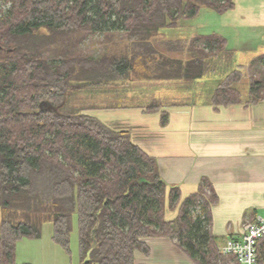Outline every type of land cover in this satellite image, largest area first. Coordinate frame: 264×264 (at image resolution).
Segmentation results:
<instances>
[{
  "label": "trees",
  "instance_id": "16d2710c",
  "mask_svg": "<svg viewBox=\"0 0 264 264\" xmlns=\"http://www.w3.org/2000/svg\"><path fill=\"white\" fill-rule=\"evenodd\" d=\"M201 8L224 14L234 0H0V264H16L17 243L39 239L46 222L52 241L70 255L74 214L80 264H136V252L150 253L144 239L154 237L170 239L196 264H238L219 252L210 231L217 196L209 181L181 201L179 189L167 190L156 160L129 132L83 113L93 104L73 102L75 91L93 92L129 77L159 80L161 70L187 80L201 77L203 58L225 52L224 38L159 37ZM94 36L104 44L121 36L125 50L100 58L73 54ZM162 44L173 52L186 48L195 58L160 66ZM244 76L231 72L212 102L241 104L234 86ZM248 96L247 106L264 101V77H249ZM42 102L56 111L43 112ZM70 102L74 111L66 112ZM160 109L152 104L146 111ZM167 118L162 112L161 123ZM166 207L178 210L172 221L165 220ZM258 245V264H264V239Z\"/></svg>",
  "mask_w": 264,
  "mask_h": 264
},
{
  "label": "crops",
  "instance_id": "0c3cea01",
  "mask_svg": "<svg viewBox=\"0 0 264 264\" xmlns=\"http://www.w3.org/2000/svg\"><path fill=\"white\" fill-rule=\"evenodd\" d=\"M259 3L263 5L264 0ZM239 26L213 27L212 22L208 32L192 35L189 40L218 35L227 44L225 52L203 58L206 72L199 78L172 77L161 70L159 80L138 81L129 77L130 80L100 84L93 92H79L89 95L90 102L86 103L94 106L85 114L112 129L129 132L132 142L156 160L167 190L171 186L179 189L181 201L196 192L203 179L210 182L217 196L211 208L210 231L218 247L230 238H239L246 221L264 218V101L247 106L249 91L244 95L238 89L249 78L247 64L258 54L233 64L238 48L226 32ZM159 37L163 39L162 32ZM160 50V66H171V60L186 63L195 58L179 56L163 44ZM233 71L245 75L234 86L242 103L216 106L212 102L214 92ZM85 101L79 98V102ZM152 104H159L160 111L147 112ZM162 112L168 117L165 124L161 123ZM177 214V209L171 211L166 207L165 220L172 221ZM42 242V234L39 239L18 242L16 264H71L51 245L52 248H37ZM144 242L150 253L136 252V264H196L168 238H147ZM257 250L260 256L259 245Z\"/></svg>",
  "mask_w": 264,
  "mask_h": 264
},
{
  "label": "rangeland",
  "instance_id": "374dc122",
  "mask_svg": "<svg viewBox=\"0 0 264 264\" xmlns=\"http://www.w3.org/2000/svg\"><path fill=\"white\" fill-rule=\"evenodd\" d=\"M259 2L260 0H235L234 7L236 5V8H233L235 12L232 13V9L224 14H217L212 10L203 8L199 11L196 17L180 21L177 28L163 30V39L167 41H187L198 31L208 32V28L212 25V22L213 27H221L226 24L234 27L240 24L237 30L234 31L235 28H233L231 31L226 32V34L230 37L232 44H235L238 48L237 56L235 57L233 64L238 65L240 64V61L245 58L247 61L251 60L254 53L255 55L258 54L251 62H249L250 64H247L248 66L246 70L248 73L247 76H252L256 80H261L264 77V59L263 61H258L257 58H261L262 55L264 56V53H262L264 51V4L260 5ZM249 9H251V14L249 13ZM248 13L250 15L246 17V14ZM120 38L121 36H118L117 42L114 44H104V40L101 39L100 36L90 37L87 41L78 45V47L74 49L73 54L100 58L104 53L108 55L119 53L122 49L125 50L126 47V43L123 40L120 41ZM186 51L187 49L183 48V50L177 54L179 56L181 55L187 57L188 55ZM46 57L48 59L51 58L50 55ZM238 89L242 94L246 95L249 91V78L241 82ZM73 93L71 94L70 100L72 99ZM79 98L86 99L85 102H90L89 95H85V93L79 94V91H75L73 102L79 103ZM73 102H70L69 106L65 109L66 112L74 111L72 105ZM88 111L89 110H84L83 113H87ZM1 220L2 215L0 212V224ZM41 234L43 236V242L42 244L36 246L37 248L46 249L55 247L60 251L59 253L62 255V258L66 259L68 263H80L78 257V232L75 214L73 215L72 230L70 234V256H67V254L63 252L58 245L51 242V236L53 234L51 223L46 222L42 225ZM54 258H57L56 255Z\"/></svg>",
  "mask_w": 264,
  "mask_h": 264
},
{
  "label": "built area",
  "instance_id": "2783aa9c",
  "mask_svg": "<svg viewBox=\"0 0 264 264\" xmlns=\"http://www.w3.org/2000/svg\"><path fill=\"white\" fill-rule=\"evenodd\" d=\"M264 239V218L256 217L242 225L239 238H230L224 245L218 247L224 256L233 257L238 264H258L257 246Z\"/></svg>",
  "mask_w": 264,
  "mask_h": 264
},
{
  "label": "water",
  "instance_id": "95a60500",
  "mask_svg": "<svg viewBox=\"0 0 264 264\" xmlns=\"http://www.w3.org/2000/svg\"><path fill=\"white\" fill-rule=\"evenodd\" d=\"M39 108L43 111V112H45V111H47V110H50V111H56V108L53 106V105H51L49 102H42L41 104H40V106H39ZM95 233H96V227L93 229V231H92V237L94 238V236H95Z\"/></svg>",
  "mask_w": 264,
  "mask_h": 264
}]
</instances>
